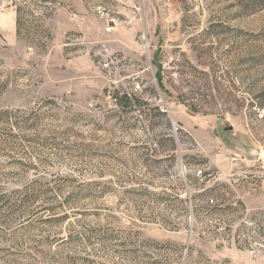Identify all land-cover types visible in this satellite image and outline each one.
Listing matches in <instances>:
<instances>
[{
    "label": "rangeland",
    "instance_id": "rangeland-1",
    "mask_svg": "<svg viewBox=\"0 0 264 264\" xmlns=\"http://www.w3.org/2000/svg\"><path fill=\"white\" fill-rule=\"evenodd\" d=\"M0 264H264V0H0Z\"/></svg>",
    "mask_w": 264,
    "mask_h": 264
},
{
    "label": "trees",
    "instance_id": "trees-1",
    "mask_svg": "<svg viewBox=\"0 0 264 264\" xmlns=\"http://www.w3.org/2000/svg\"><path fill=\"white\" fill-rule=\"evenodd\" d=\"M16 26L17 30L19 28V16L16 18ZM157 79L160 81L161 76L160 73L158 72L156 74ZM114 101L116 102V105H119L122 108H128V105L130 106L133 102H139L138 98H136L134 95L129 94V93H121L120 91L116 90L115 91V96H113ZM171 141V144L173 147H177L175 140L169 139Z\"/></svg>",
    "mask_w": 264,
    "mask_h": 264
},
{
    "label": "built area",
    "instance_id": "built-area-1",
    "mask_svg": "<svg viewBox=\"0 0 264 264\" xmlns=\"http://www.w3.org/2000/svg\"><path fill=\"white\" fill-rule=\"evenodd\" d=\"M198 172L201 173V170H199Z\"/></svg>",
    "mask_w": 264,
    "mask_h": 264
}]
</instances>
